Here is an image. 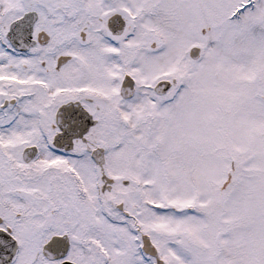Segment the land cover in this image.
Segmentation results:
<instances>
[{
    "label": "snow or ice",
    "instance_id": "obj_1",
    "mask_svg": "<svg viewBox=\"0 0 264 264\" xmlns=\"http://www.w3.org/2000/svg\"><path fill=\"white\" fill-rule=\"evenodd\" d=\"M0 264H264V0H0Z\"/></svg>",
    "mask_w": 264,
    "mask_h": 264
}]
</instances>
